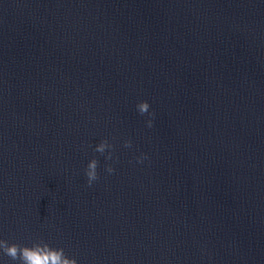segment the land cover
Listing matches in <instances>:
<instances>
[{
	"label": "water",
	"instance_id": "water-1",
	"mask_svg": "<svg viewBox=\"0 0 264 264\" xmlns=\"http://www.w3.org/2000/svg\"><path fill=\"white\" fill-rule=\"evenodd\" d=\"M0 239L264 264V0H0Z\"/></svg>",
	"mask_w": 264,
	"mask_h": 264
},
{
	"label": "clouds",
	"instance_id": "clouds-1",
	"mask_svg": "<svg viewBox=\"0 0 264 264\" xmlns=\"http://www.w3.org/2000/svg\"><path fill=\"white\" fill-rule=\"evenodd\" d=\"M150 105L147 101H139L136 109L140 115L147 114L149 117L154 114L149 111ZM148 127H152V119L146 121ZM123 146L125 148L131 147V141L125 140ZM113 144L109 143L107 139H102L94 148V151L100 154H105V160L113 159L112 149ZM147 157L142 154L137 157V163H141ZM99 161L93 157L90 159L85 167L84 174L86 176V183L91 186L94 181L99 179L97 168ZM105 171L109 174L114 172L111 165H105ZM0 253L8 257L11 261H16L18 264H77L75 258L68 257L63 248L50 247L44 241L34 242L31 246L22 245L18 243H9L6 240L0 239Z\"/></svg>",
	"mask_w": 264,
	"mask_h": 264
}]
</instances>
